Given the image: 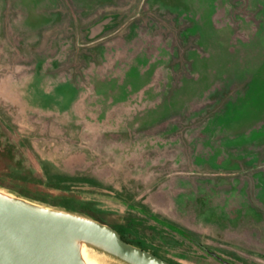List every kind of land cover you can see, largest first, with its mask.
Here are the masks:
<instances>
[{
  "label": "rangeland",
  "instance_id": "rangeland-1",
  "mask_svg": "<svg viewBox=\"0 0 264 264\" xmlns=\"http://www.w3.org/2000/svg\"><path fill=\"white\" fill-rule=\"evenodd\" d=\"M0 191L238 264L236 233L264 244V0H0Z\"/></svg>",
  "mask_w": 264,
  "mask_h": 264
},
{
  "label": "water",
  "instance_id": "water-1",
  "mask_svg": "<svg viewBox=\"0 0 264 264\" xmlns=\"http://www.w3.org/2000/svg\"><path fill=\"white\" fill-rule=\"evenodd\" d=\"M82 246L123 264H170L106 224L0 191V264H85Z\"/></svg>",
  "mask_w": 264,
  "mask_h": 264
},
{
  "label": "trees",
  "instance_id": "trees-1",
  "mask_svg": "<svg viewBox=\"0 0 264 264\" xmlns=\"http://www.w3.org/2000/svg\"><path fill=\"white\" fill-rule=\"evenodd\" d=\"M59 178H54L52 176H49L48 177V180L49 181H54L53 183H58L60 181H67L68 183H75V179L74 178H65V180L62 178V180H58ZM77 179V178H76ZM78 181V179H77ZM76 181V182H77ZM85 181V179L83 180ZM87 181V180H86ZM85 181V182H86ZM57 187V186H56ZM17 195L19 197H22V198H25V199H28V200H31V201H39V202H42L44 203V200L40 199V198H33L27 194H24V193H17ZM51 206H54L53 204ZM56 206V205H55ZM67 204L64 203L62 207L64 208H67ZM67 212H70V213H76L72 210H69V209H65ZM86 213H89V214H86ZM77 214H80L82 216H86L92 220H95V221H98V222H101L103 224H106L108 226H110L111 228L114 229V227L108 223H106L105 221H103L101 218H99L98 216L94 215V213H92L91 211L89 210H79V212ZM240 226V225H238ZM121 237V239L123 241H125L126 243H129L137 248H140L142 250H145V251H148L146 248L144 247H141L139 246L137 243H134L132 240H129L128 238L125 237L124 234H122L120 231L114 229ZM259 236L258 234L256 233V231H251V230H241L239 231L238 233H236L232 238L231 240L232 241H237V244L234 243V246H235V249H236V253H232L230 254V257L232 258L233 262H236L238 264H255L253 261H250L248 259L245 258L244 255H242L243 251L245 252L244 254H247V255H250V256H256V257H259V259H262L264 260V244L260 243L259 242ZM225 241V240H224ZM243 244V245H242ZM245 246V247H244ZM247 247H257L256 250L257 251H254V252H251L248 250ZM200 248L205 252L207 253L208 255H210L211 257H213L215 260L217 261H220L222 262L223 264H231V263H228V262H225L224 260H222V258L220 256H218L217 254H214L212 253L211 251H209L206 247L204 246H200ZM242 249V250H239V249ZM244 249V250H243ZM247 250V251H246ZM150 253H152L153 255H155L156 257L170 263V264H175L174 262L172 261H169L163 257H161L160 255H158L157 253L153 252V251H148ZM244 257V258H243Z\"/></svg>",
  "mask_w": 264,
  "mask_h": 264
},
{
  "label": "bare ground",
  "instance_id": "bare-ground-1",
  "mask_svg": "<svg viewBox=\"0 0 264 264\" xmlns=\"http://www.w3.org/2000/svg\"><path fill=\"white\" fill-rule=\"evenodd\" d=\"M94 251L86 246L81 247V256L85 264H99L94 257Z\"/></svg>",
  "mask_w": 264,
  "mask_h": 264
}]
</instances>
